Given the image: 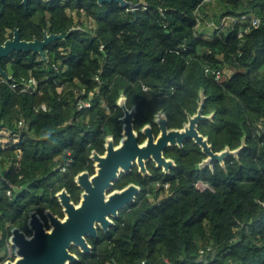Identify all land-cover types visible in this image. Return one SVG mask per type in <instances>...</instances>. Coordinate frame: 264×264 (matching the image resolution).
I'll return each mask as SVG.
<instances>
[{
	"label": "trees",
	"instance_id": "obj_1",
	"mask_svg": "<svg viewBox=\"0 0 264 264\" xmlns=\"http://www.w3.org/2000/svg\"><path fill=\"white\" fill-rule=\"evenodd\" d=\"M126 1L140 4L136 14L114 2L0 0V44L16 29L27 42L80 29L46 47L47 62L25 52L1 60L10 82L32 77L38 91L0 82V249L11 228L25 229L31 210L58 214L55 193L74 196V176L91 171L90 152L101 153L106 136L119 138V92L148 120L164 110L179 125L203 89L204 114L214 112L204 127L213 150H233L246 135L237 161L215 176L185 165L184 174L157 178L168 191L145 186L105 243L77 264H264V0ZM251 13L256 28L221 26ZM205 67L230 75L216 82ZM78 99L91 107L78 111ZM198 180L214 192H197ZM205 247L214 250L207 263L198 254Z\"/></svg>",
	"mask_w": 264,
	"mask_h": 264
},
{
	"label": "water",
	"instance_id": "obj_2",
	"mask_svg": "<svg viewBox=\"0 0 264 264\" xmlns=\"http://www.w3.org/2000/svg\"><path fill=\"white\" fill-rule=\"evenodd\" d=\"M96 1L101 6L104 3H116L121 8H129L133 14H136L140 7L139 3H133L126 0H89ZM28 0H22L21 4L27 6ZM80 30L79 28H71L65 35L48 34L44 32L43 39L38 41H23L20 38L19 31L13 32L11 39L0 44V63L1 60L9 56L12 52H25L38 55L44 62L48 59L45 56L44 49L50 44L65 40L72 33ZM0 76L8 81L12 78L7 75L0 66ZM198 107L193 115L187 116V121L180 130H168L166 128V120L163 117L162 123H157L160 134L156 141L152 140V136L148 135L147 140L140 146L136 141V133L133 130L134 109L126 110L123 104V91L119 92L116 105L123 109L124 116L122 122V137L115 147L111 136L104 139L103 155H98L94 150L90 152L88 157L95 168V173L89 176L87 171L76 174L73 182L83 190L81 200L74 205L63 188L55 193V199L62 208L64 217L58 218L49 210L44 211V217L47 220L48 228L38 215L37 211L31 210L27 214L25 227L31 233L27 236L23 229L13 227L8 237L9 244L13 247V257L2 262V264H77L78 257L70 252V247L79 248L82 254L90 252V248L85 241L86 236L96 238V225H98L105 233H108L115 224L108 220L118 217L117 212L124 209L128 205L135 202V197L139 192L138 187L127 186L118 191H112L105 194L112 186V182L118 177L120 170L127 172L130 168L132 159H137L138 163L146 154L161 159L162 151L168 146H179L186 140H192L201 152L207 157L203 162L210 163L214 160L220 161L226 157L233 156L238 159V155L246 147V135L240 139V145L231 150L225 146L220 152L213 153L211 145L207 142V137H203L198 132V124L203 121L212 120L214 112L203 115L202 110L205 102V94L203 89H199ZM162 112L155 114V121ZM163 115V114H162ZM154 121V122H155ZM156 123V122H155ZM141 132L143 129L140 130ZM157 154V155H156ZM132 155L133 157H131ZM203 164L198 165L197 170L203 169ZM140 166L142 164L140 163Z\"/></svg>",
	"mask_w": 264,
	"mask_h": 264
},
{
	"label": "flooded vegetation",
	"instance_id": "obj_3",
	"mask_svg": "<svg viewBox=\"0 0 264 264\" xmlns=\"http://www.w3.org/2000/svg\"><path fill=\"white\" fill-rule=\"evenodd\" d=\"M123 104H124L125 109L128 111H130L132 108L134 109L132 124H133V130L136 133V141H137V144L139 146L147 140L148 135H151L152 140L156 141V138L160 134L158 124L162 123L163 117L166 120V128L168 130H180L182 128L183 124L187 121V116L193 115L196 112V109L198 107V103L196 101L195 110L191 113L186 112L185 113V115H186L185 120L183 122L179 123V125H173L172 123H169L168 114L164 110L155 111L154 113L151 114V117L148 120V118L142 116V111L139 109L138 105L135 103H132L131 101H128V99L124 95H123ZM204 105H205V102H204ZM118 109L120 111V115L118 116V121L121 124L120 132H119V138L115 141L114 137L111 136L112 142H113L115 147L118 145V143L122 137L121 133H122V125L123 124L121 122V118L124 116L123 109L120 108L119 106H117L116 111ZM160 111L162 112L163 115L161 114L160 116H158L156 118V121H155V114L160 112ZM202 114L207 115V114H204V107L202 110ZM213 118H214V116L212 117V120L200 122L198 124L197 130H198L199 134H201L203 137H207V142L209 145H211L212 152L218 153L224 147L220 150H217V151L213 150L212 143L210 142V139H209V134L207 133L206 129L204 128L207 125V123L213 122ZM201 123H204V126L200 129L199 126ZM141 129H143L142 132L140 131ZM103 145H104V143H103ZM104 152H105V149L103 146V151L101 153H97V152L96 153L98 155H103ZM152 154H153V152H152ZM152 154H151V156H149L148 154L144 155L142 157V159L139 161V163L137 161L138 158L132 159L129 170L127 172L120 170L118 177L112 182V186L110 187V189L108 191L105 192V194L107 195L112 191L121 190L127 186H134V187L139 188V192L135 197V201H136V199L143 193L145 186H147V185L149 186L151 184L156 185V183L161 182L160 179L174 177L178 173L184 174L185 173L184 171L186 170L184 168L185 165H187L189 167L190 166L193 167L192 172L201 173L203 175L211 174V176H215L214 169L218 171V174H220V170L224 171L225 166L227 164L233 165L235 163V161H237L235 157L229 156V157H226L222 160L223 164H221L220 161H216V160H214L210 163H206V164L204 163L203 164V162L206 160L207 157L201 152V149L199 148V146H197L192 140L184 141L182 144V148H180L177 145L176 146H168L167 148H165L162 151L161 159H158L157 156L153 157ZM197 154L199 155V157L196 160L195 158H196ZM130 156L133 157L132 155H130ZM90 163H91V171H88V170H85V171H87L89 176H92L95 173V168L93 167L92 162H90ZM140 163L142 164V166H140ZM200 164H203V169L197 170L196 167ZM157 178H160V179H157ZM156 187H158V186L156 185ZM75 189L76 190L74 192V196H72L71 194H68V193L67 194L70 196V199L73 202V204L77 205L81 200V194H82L83 190L81 189V187H78L77 185H75ZM58 206H59V210H60V212L58 214L53 213L48 208L42 209L40 212L35 210V211H37L38 215L41 217L46 228H48V224H47L46 218L44 217V211L45 210H49L53 215H56L58 218L64 217L62 208L60 207L59 204H58ZM129 206H131V205H128L127 207H129ZM127 207H125V208H127ZM122 210L123 209H121L117 212L118 217L116 219H112L111 216H108L107 219L113 221V223L116 224ZM113 229H114V227H111L109 229L108 233H105L98 225H96L97 237L96 238H93L90 236L85 237V241L90 248V252L87 254H82L79 248H76L73 246L70 247V252L75 254L78 257V259H79L78 263L84 261L88 256L93 255V253L95 252V249L98 246H101L105 243V241L108 239V237L112 233ZM24 232L27 236L31 235V233L29 231H27L26 227L24 229Z\"/></svg>",
	"mask_w": 264,
	"mask_h": 264
},
{
	"label": "built area",
	"instance_id": "obj_4",
	"mask_svg": "<svg viewBox=\"0 0 264 264\" xmlns=\"http://www.w3.org/2000/svg\"><path fill=\"white\" fill-rule=\"evenodd\" d=\"M237 22H247V23H249V26L256 28L260 23V18L256 17L253 13H251L250 15L240 16L239 18L226 17V18L222 19L221 26L225 27L228 25H233ZM243 33H244V31L239 32L238 37L242 38ZM100 50H102V46L100 47ZM51 68L54 71H58V66L54 63L51 64ZM228 70L229 69H217V68L205 67L204 68V74H205V76H210L216 82H222L225 78H227L230 75V73H229L230 71H228ZM0 82L5 83V84H9L10 89H12L13 91L16 89H19V91L21 93L25 92V93L31 94V93L38 91L37 81L32 77H29V78L21 77L19 81L10 82V81H8L5 78L0 76ZM90 107H91V103L88 100L78 99L75 103V108L78 111L84 110V109H89ZM40 109L42 111H44L45 106H41ZM156 185L158 187L162 186L165 191H168V189H169V183L162 184V182H158V183H156ZM193 187L197 192H200V193L214 192L213 187L208 182L203 181V180L196 181L193 184ZM7 195H10V191L7 192ZM4 244H5L4 252L6 253V258L3 261L8 260V259H12V257H13V247L9 244L8 239L5 241ZM213 252H214V250L212 247L200 248L199 252H198L200 260L203 261L204 263H207L209 261V259L212 258ZM3 253H2V255H3ZM163 262L165 264H167L168 260L164 259ZM0 264H2V262H0ZM106 264H117V263L112 260L111 262H107ZM136 264H148V263L146 261L142 260Z\"/></svg>",
	"mask_w": 264,
	"mask_h": 264
},
{
	"label": "rangeland",
	"instance_id": "obj_5",
	"mask_svg": "<svg viewBox=\"0 0 264 264\" xmlns=\"http://www.w3.org/2000/svg\"><path fill=\"white\" fill-rule=\"evenodd\" d=\"M211 27V26H210ZM2 247H3V249H2ZM2 247H1V249H0V256L2 255V253L4 252V249H5V244H2Z\"/></svg>",
	"mask_w": 264,
	"mask_h": 264
}]
</instances>
